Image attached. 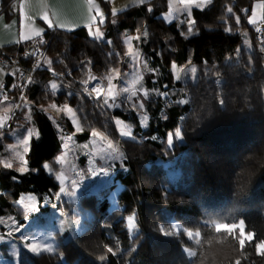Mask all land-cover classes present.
Listing matches in <instances>:
<instances>
[{"label": "trees", "instance_id": "obj_1", "mask_svg": "<svg viewBox=\"0 0 264 264\" xmlns=\"http://www.w3.org/2000/svg\"><path fill=\"white\" fill-rule=\"evenodd\" d=\"M98 1L105 13L100 39L86 28L47 29L43 35L49 41L47 56L25 99L36 130L25 154L28 170L0 166V217L16 213L23 223L20 197L34 194L41 200L59 188L61 142L43 110L48 104L74 110L81 125L77 141L87 140L93 130L103 132L123 166L116 164L112 183L79 198V231L59 240L51 253L21 248L16 264H264V250L256 249L264 242V38H257L247 23L253 2L261 1L264 32V0H211L192 9L182 23L163 20L169 0H146L118 13H111L107 1ZM9 6V0H1L0 12L8 14ZM188 21H194L190 33ZM126 33H144L139 46L159 72L156 82L146 75V88L169 96V105L159 97L144 98V127L138 112L123 101L110 108L101 97L83 94L88 62L99 79L122 64ZM171 64L195 72L176 80ZM3 88L14 100L13 76H4ZM115 119L131 127L129 137L119 135ZM61 124L72 132L64 118ZM177 128L182 139L173 136L169 146L168 134ZM4 146L0 137V152ZM117 187L110 207L108 197ZM101 191L99 200L96 192ZM127 216L134 218L129 233ZM213 221L242 222L251 240L240 246L237 235L216 231ZM173 223L182 230L175 232ZM186 232L200 235L190 239Z\"/></svg>", "mask_w": 264, "mask_h": 264}, {"label": "rangeland", "instance_id": "obj_2", "mask_svg": "<svg viewBox=\"0 0 264 264\" xmlns=\"http://www.w3.org/2000/svg\"><path fill=\"white\" fill-rule=\"evenodd\" d=\"M206 5L207 4L202 8ZM94 6L96 7L95 9L97 13L99 12L102 14L104 22L103 8L97 5V3H95ZM116 7L111 9V13H118L117 11H120L115 10ZM194 8L202 9L201 7H198L197 4H188L186 0L185 2H182V0H170L169 8L164 14H162V18L166 23H172V21L175 20L177 23H182L184 18L180 19V17L183 16L189 19L191 11ZM262 15L263 7L261 1H254L247 18V23L249 26L255 28V36L260 39L264 38L263 26L261 25ZM171 17L173 20H171ZM99 19L101 22L100 16ZM250 20L254 22H250ZM188 24H190L189 21ZM189 27L192 28L191 24L188 26V29ZM97 29L102 33L99 26L95 27L90 32L95 33ZM247 33L248 29H245L243 34ZM90 36L97 38L95 35ZM142 37H144V33L125 34L123 39L125 55L122 64L104 79H99V76L94 73L93 66H91V68L89 67V63L91 62H88L85 80L89 82V86L87 89L83 86V94L93 100L99 97H101L103 101L107 99L108 104L105 105L110 108L118 107L121 101H123L128 107L134 108L138 112L140 123L144 127L142 121L144 120V117H147V124L148 115L145 112V107L141 109L139 106L140 104H143L145 92L148 93V96H152L153 98H162L166 105H169V96L166 91L161 92L155 87L146 88L144 80L146 75L151 74V81L156 82L159 72L156 69L151 68L143 55L139 46ZM245 40H247V38H245ZM129 49L132 50V54H129ZM137 53L139 57L138 59L134 58V54ZM173 65L175 64H171L169 67L173 79L179 80L185 74H193V67H178L177 65L173 67ZM0 71L4 74H7V72L11 73L10 69H4L1 67ZM178 76L179 78H177ZM91 77H95V79H91ZM109 78H111V84L115 86L114 88L109 87ZM165 86L166 85L163 83L164 88ZM93 88L102 89L99 96L92 92ZM123 88H131V91L123 92L121 91ZM132 91H135L136 95H132ZM109 92H112V96L108 95ZM13 104V100L11 99L4 100L3 102L0 101V121L3 123L13 107ZM68 109H71V112H69ZM43 110L52 122L61 142L62 151L57 157V162L60 164V170L55 176L59 188L55 195L43 196L41 200H39L34 194H25L20 197L17 204L22 212L23 223L17 218L16 213H7L0 217V264H16L18 262L20 249L23 248L29 251L26 245L30 243L51 245L53 249L51 252H53L55 246L59 243V240L62 241L66 239L80 229L79 222L82 217V212L79 210V198L82 195L88 194L89 190L92 188L97 191L106 184L112 183L114 176L113 171L116 164L120 163V166H123L121 164L122 159L120 158V153L118 152L117 147L106 138L103 132L93 130L98 135H93L92 131L87 140L77 141L75 139V134L81 133V130H77L78 127L81 129V125L76 113L70 106H59L55 103H51L45 106ZM30 111L31 106L29 103L23 101L17 113L16 124L14 127L9 131H4L2 127H0V137L5 139L4 149L0 152V166H5L6 163H10L17 168L18 172H20L19 169L22 164L26 167L24 162H26L25 154L29 148V140L31 137L36 136V130L33 125H31ZM62 118L69 122L72 127V132L64 129L61 124ZM74 120L76 123L73 122ZM118 121L121 123H118ZM115 126L121 137L127 138L130 136H124L121 134L124 130H130L131 133V127L125 122L120 119H115ZM124 126H127V128L125 129ZM69 137H71V139H69ZM24 140H27L26 145L23 143ZM109 144L112 145L111 148L109 147ZM25 147L27 148L26 152L24 151ZM58 177H60V179H58ZM61 187H64L65 192L60 193ZM118 188L119 187L114 188V191H112L108 197L110 207L115 205L114 199ZM58 193L59 196H57ZM104 193V191L96 192L98 196L97 199L101 200L104 197ZM29 197L33 199L29 200ZM59 202L61 204L60 207L57 206V203ZM64 202H66V204H64ZM28 204H33L35 207L28 209L26 208V205ZM44 208L47 209L43 210ZM130 217L134 223V218L132 216H127L123 219L125 231L128 233L134 228L133 227L130 230L128 227ZM173 225L176 226L174 229L175 232L182 230L178 224L173 223ZM241 227L244 231L242 222L238 223L237 227L230 233L232 236L237 235L239 244ZM17 228H19V231L16 230ZM214 229L216 230L215 224ZM220 231L224 230L221 229ZM187 233L188 232H186V235L188 236ZM247 235L248 234L245 233V236ZM250 240L251 239H246L245 243ZM51 252L42 251L40 253Z\"/></svg>", "mask_w": 264, "mask_h": 264}, {"label": "crops", "instance_id": "obj_3", "mask_svg": "<svg viewBox=\"0 0 264 264\" xmlns=\"http://www.w3.org/2000/svg\"><path fill=\"white\" fill-rule=\"evenodd\" d=\"M9 1L10 8L8 14L0 12V47L5 49L13 47L17 50L19 46L24 45L30 40L43 38L47 29L73 31L79 28H86L90 32L101 23L94 6L95 3L101 6L98 0H92L91 4L89 0ZM104 1L108 2L110 11L116 6L115 10L122 11L131 5L142 3L141 0ZM93 17H95V20H93ZM183 18L187 17H180V19ZM171 20H173L172 17ZM172 22L177 23L176 20ZM37 31H39V35L36 34ZM6 75L13 76V71L11 70V73L7 72V74L0 71V85H4V76Z\"/></svg>", "mask_w": 264, "mask_h": 264}, {"label": "built area", "instance_id": "obj_4", "mask_svg": "<svg viewBox=\"0 0 264 264\" xmlns=\"http://www.w3.org/2000/svg\"><path fill=\"white\" fill-rule=\"evenodd\" d=\"M48 48L49 41L44 38L30 40L15 51L0 47V67L13 71V82L17 91L13 107L3 123L4 131H9L16 124L17 113L21 103L26 99L34 72L45 60ZM91 66H93L92 63H89L90 68ZM3 86L0 88V101L7 99V91ZM88 86L89 82L84 85V88L87 89Z\"/></svg>", "mask_w": 264, "mask_h": 264}, {"label": "snow or ice", "instance_id": "obj_5", "mask_svg": "<svg viewBox=\"0 0 264 264\" xmlns=\"http://www.w3.org/2000/svg\"><path fill=\"white\" fill-rule=\"evenodd\" d=\"M141 2H143V0H141ZM182 2H185V0H182ZM186 2L188 4H197L198 7H201L202 8L205 4H210L211 3V0H186ZM89 3L91 4L92 3V0H89ZM150 10L151 9H149V11ZM229 11H231V9H229ZM97 15H99L101 17V23H103V16H102V14L98 12ZM93 20H95V17H93ZM250 22H254V21H251L250 20ZM113 23H115V21H113ZM189 23L192 24V23H194V21H189ZM237 23H239V20H237ZM49 26H51V25H49ZM228 30L229 29H226V31H228ZM40 31H42V30H40ZM188 31H189V33L192 32V28L189 27ZM36 34L39 35V31H37ZM90 35H95L97 38H100L102 36V33H100L99 30L97 29V31L95 33H91L90 32ZM129 54H132V50L131 49H129ZM134 58H136V59L139 58L138 57V53L137 54H134ZM173 67H175V65H173ZM192 71L194 73L195 72V69H192ZM177 78H179V76ZM91 79H95V77H91ZM82 83L87 84L88 81L85 80V81H82ZM134 83H135V81H134ZM0 87H2V85H0ZM51 87L53 89H56L57 85L55 83H53L51 85ZM109 87L110 88H114L115 87L114 85L111 84V78H109ZM101 91H102V89H98V88H93L92 89V92L96 93L97 96L100 95V92ZM121 91H123V92H129V91H131V88H123V89H121ZM108 95L109 96H112V92H109ZM132 95H136V92L135 91H132ZM144 95H145V98H148V93L147 92H145ZM104 103L105 104H108V100L105 99ZM180 103H186V101H180ZM220 103L223 104V100H221ZM139 107L141 109H143L144 105L143 104H140ZM68 111L71 112V109H68ZM146 121H147V117H144V120L142 121V124L144 126H147ZM73 122L76 123L75 120ZM118 123H121V122L118 121ZM0 127H3V122L2 121H0ZM124 127H125V129L127 128V126H124ZM77 130L79 131L81 129L78 127ZM121 134L124 135V136H128V135H130V130H124V131H122ZM93 135H98V134L95 131H93ZM173 136H175L176 139H182L181 129L177 128L174 133H169L168 134V143H169V146L172 145ZM69 139H71V137H69ZM23 143L26 145L27 144V140H24ZM109 147L111 148L112 145L109 144ZM24 151L25 152L27 151V148L26 147L24 148ZM24 164H26V162H24ZM11 166L12 165L10 163H6L5 164V167H11ZM44 167L47 169V168H49V165L48 164H45ZM27 170H28L27 167L23 166V164H22V166L19 169L20 172H25ZM58 179H60V177H58ZM63 192H65V189H64V187H61L60 188V193H63ZM57 196H59V193L57 194ZM31 199H33V198L29 197V200H31ZM34 207H35V205H33V204L26 205V208H28V209H31V208H34ZM9 219H11V218H9ZM213 223L215 224V228H216V230L218 232L221 229H223L224 231L231 233L232 230L237 227L236 224L229 225V224H224V223H216L215 221H213ZM128 227H129L130 230L134 227V223H133V220H132L131 217L129 218V221H128ZM175 228H176V226L173 225V229H175ZM16 230L19 231V228H17ZM161 232H165V230L164 229H161ZM171 234H172L171 232H165V235H171ZM187 234H188V236H189L190 239L193 238V236H195L196 238H198L199 235H200L199 232H197L195 234H193L191 232H188ZM246 239H251V233H249L247 236H245V233L243 231V228L241 227V230H240V244H241V246L244 245ZM197 242H199L198 239H197ZM26 247L32 253H37V254H39L42 251L51 252L53 250L52 247H51V245H48V244L30 243V244L26 245ZM256 249H257V252H261L262 250H264V242H262L260 244H257L256 245ZM111 251L112 250L109 249V252H111ZM185 251L188 252L189 255H192V256L195 255V253L192 252L189 249H185ZM100 259L103 260L104 257L102 256V257H100Z\"/></svg>", "mask_w": 264, "mask_h": 264}]
</instances>
